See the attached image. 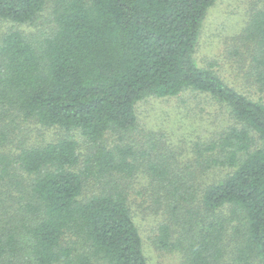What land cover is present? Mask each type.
Listing matches in <instances>:
<instances>
[{
  "label": "trees",
  "instance_id": "16d2710c",
  "mask_svg": "<svg viewBox=\"0 0 264 264\" xmlns=\"http://www.w3.org/2000/svg\"><path fill=\"white\" fill-rule=\"evenodd\" d=\"M216 2L0 0V264H151L145 238L180 264H264V0L223 50L237 84L195 57ZM187 91L219 127L177 151V128L138 134L139 102Z\"/></svg>",
  "mask_w": 264,
  "mask_h": 264
},
{
  "label": "rangeland",
  "instance_id": "374dc122",
  "mask_svg": "<svg viewBox=\"0 0 264 264\" xmlns=\"http://www.w3.org/2000/svg\"><path fill=\"white\" fill-rule=\"evenodd\" d=\"M250 13V0H217L214 6L209 10L199 38V46L195 53L198 64L211 67L214 70L218 69L219 72L226 77L227 81L232 84H237L235 78L236 73L230 68V65L223 60V50L225 44L227 42L231 43L233 36L244 28ZM41 21L43 22L42 26H25L24 29L27 32H38L45 26L46 19ZM11 27L13 26H11L9 22H0V38L2 34ZM189 106L194 107L190 113L186 112V110H189ZM212 111L213 113H211ZM137 112L140 123V129L137 131L138 134H140L143 129L145 132L152 131L160 133L162 131L167 134L165 137L167 138V136H171V131L177 128L175 134L171 137L173 145L179 148L175 149V151L181 150V147H188L183 144L182 140L187 135L183 138H180L179 135L188 134L189 130L197 126L199 127L201 124L208 125V129L211 131V124L212 128L219 127L221 122L226 118V113L223 108L212 104L207 95L203 93H194L193 91H187L183 95L181 94L173 97L172 100L157 97L143 100L137 105ZM194 112L197 114H194ZM24 121L25 123L18 119L16 121L10 119L6 123L11 132L15 131L17 128L21 130V126L27 127L28 129L30 128L29 131L23 133L31 135L34 139L43 140L55 132L52 129L45 130L37 126L34 120ZM60 135H55V137ZM206 135H209V133ZM178 137L180 139H178ZM47 138L50 139L49 137ZM185 151H188V148ZM192 155L194 156V153L190 152L188 157ZM187 165H190L188 161ZM221 168L222 169L214 168L208 171V174H205L206 179L211 182L215 175L221 176L222 173L224 175L226 172L230 171L229 167ZM138 217L140 216L138 215ZM144 232L147 233L146 230H144ZM145 251L149 256L151 264H180L179 254L175 252H160L154 249L148 238H145Z\"/></svg>",
  "mask_w": 264,
  "mask_h": 264
}]
</instances>
